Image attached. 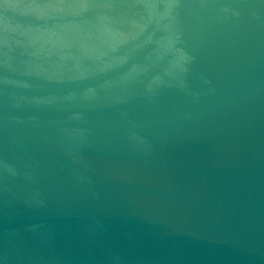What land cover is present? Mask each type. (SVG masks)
<instances>
[{"label":"water","instance_id":"95a60500","mask_svg":"<svg viewBox=\"0 0 264 264\" xmlns=\"http://www.w3.org/2000/svg\"><path fill=\"white\" fill-rule=\"evenodd\" d=\"M0 264H264V0H0Z\"/></svg>","mask_w":264,"mask_h":264}]
</instances>
